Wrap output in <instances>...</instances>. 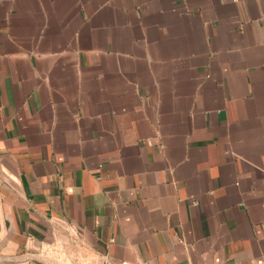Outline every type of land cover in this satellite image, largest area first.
<instances>
[{"label":"crops","instance_id":"obj_1","mask_svg":"<svg viewBox=\"0 0 264 264\" xmlns=\"http://www.w3.org/2000/svg\"><path fill=\"white\" fill-rule=\"evenodd\" d=\"M264 264V0H0V264Z\"/></svg>","mask_w":264,"mask_h":264},{"label":"built area","instance_id":"obj_2","mask_svg":"<svg viewBox=\"0 0 264 264\" xmlns=\"http://www.w3.org/2000/svg\"><path fill=\"white\" fill-rule=\"evenodd\" d=\"M25 264H28V263H25ZM123 264H132V263H129V262H123Z\"/></svg>","mask_w":264,"mask_h":264}]
</instances>
